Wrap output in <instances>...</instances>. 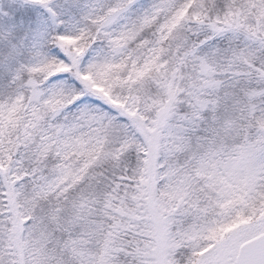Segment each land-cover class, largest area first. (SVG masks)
Wrapping results in <instances>:
<instances>
[{
	"label": "snow or ice",
	"instance_id": "1",
	"mask_svg": "<svg viewBox=\"0 0 264 264\" xmlns=\"http://www.w3.org/2000/svg\"><path fill=\"white\" fill-rule=\"evenodd\" d=\"M0 264H264V0H0Z\"/></svg>",
	"mask_w": 264,
	"mask_h": 264
}]
</instances>
